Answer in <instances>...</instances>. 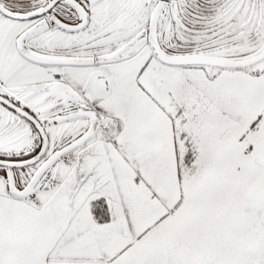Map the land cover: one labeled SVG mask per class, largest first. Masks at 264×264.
<instances>
[{"label":"snow or ice","instance_id":"snow-or-ice-1","mask_svg":"<svg viewBox=\"0 0 264 264\" xmlns=\"http://www.w3.org/2000/svg\"><path fill=\"white\" fill-rule=\"evenodd\" d=\"M0 264H264V0H0Z\"/></svg>","mask_w":264,"mask_h":264}]
</instances>
